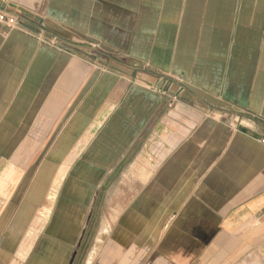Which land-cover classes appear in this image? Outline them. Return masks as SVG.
<instances>
[{
	"label": "crops",
	"instance_id": "obj_1",
	"mask_svg": "<svg viewBox=\"0 0 264 264\" xmlns=\"http://www.w3.org/2000/svg\"><path fill=\"white\" fill-rule=\"evenodd\" d=\"M0 6V224L105 194L91 264H264V0Z\"/></svg>",
	"mask_w": 264,
	"mask_h": 264
},
{
	"label": "rangeland",
	"instance_id": "obj_2",
	"mask_svg": "<svg viewBox=\"0 0 264 264\" xmlns=\"http://www.w3.org/2000/svg\"><path fill=\"white\" fill-rule=\"evenodd\" d=\"M33 197L32 195L31 198ZM55 198L56 195H49L46 205L54 203ZM107 198L105 194L100 196L96 211L88 212V217L84 216L81 221L79 219L81 224L78 227H59L58 224L55 225L58 223L56 220H52L54 227L52 225L45 227V222L47 218L50 219L52 212L41 209L28 211L20 209L11 221L4 218L3 223L0 224V235L2 236L0 238V264H91L93 254L91 250L96 245L97 232L100 227L97 225L101 222V217L109 213ZM6 213H8L6 210L0 211V217ZM13 213L15 212L8 214L9 217ZM50 236L56 237L57 240L49 241ZM21 239L25 240L21 242ZM58 239H72V243L65 244L71 249L70 252L68 251V257L66 248ZM56 250L60 251L55 253ZM11 251H18V253L14 255L10 253Z\"/></svg>",
	"mask_w": 264,
	"mask_h": 264
},
{
	"label": "built area",
	"instance_id": "obj_3",
	"mask_svg": "<svg viewBox=\"0 0 264 264\" xmlns=\"http://www.w3.org/2000/svg\"><path fill=\"white\" fill-rule=\"evenodd\" d=\"M0 23L4 24L11 28H19V18L10 13L6 8L0 6ZM183 88L180 87V90ZM175 97V96H174ZM260 141L264 144V137L260 139Z\"/></svg>",
	"mask_w": 264,
	"mask_h": 264
}]
</instances>
